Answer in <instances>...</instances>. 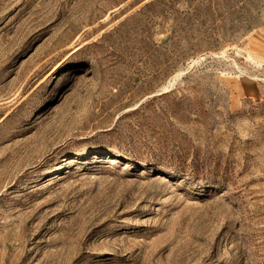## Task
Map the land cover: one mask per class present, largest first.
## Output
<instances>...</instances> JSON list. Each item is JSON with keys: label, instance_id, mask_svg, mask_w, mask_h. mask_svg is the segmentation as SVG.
Masks as SVG:
<instances>
[{"label": "rangeland", "instance_id": "rangeland-1", "mask_svg": "<svg viewBox=\"0 0 264 264\" xmlns=\"http://www.w3.org/2000/svg\"><path fill=\"white\" fill-rule=\"evenodd\" d=\"M0 264H264V0H0Z\"/></svg>", "mask_w": 264, "mask_h": 264}]
</instances>
